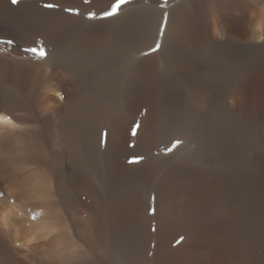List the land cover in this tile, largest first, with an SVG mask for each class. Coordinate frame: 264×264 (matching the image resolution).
<instances>
[{
	"label": "bare ground",
	"instance_id": "6f19581e",
	"mask_svg": "<svg viewBox=\"0 0 264 264\" xmlns=\"http://www.w3.org/2000/svg\"><path fill=\"white\" fill-rule=\"evenodd\" d=\"M110 3L0 0V264H264V0Z\"/></svg>",
	"mask_w": 264,
	"mask_h": 264
},
{
	"label": "snow or ice",
	"instance_id": "6c2138e0",
	"mask_svg": "<svg viewBox=\"0 0 264 264\" xmlns=\"http://www.w3.org/2000/svg\"><path fill=\"white\" fill-rule=\"evenodd\" d=\"M11 2L13 4H17L19 2V0H11ZM131 2V0H111V3L109 4V6L107 7L106 10L102 11L99 14V18L100 19H108L111 17H114L116 15H118L121 11V9L129 4ZM85 3H90V0H85ZM167 6V0H164V3L160 5V7H166ZM44 8L46 9H57L60 7V5L56 4V3H47L43 5ZM65 12H68L70 14L73 15H79L80 14V10L78 8H73V7H67L64 9ZM97 18V13L94 11H90L87 13V19L92 20V19H96ZM168 25V13L165 12L163 14V19L162 22L160 24V28H159V35L162 38L164 35V31L167 28ZM10 42V41H9ZM161 47V42L160 40H157L155 43V46L152 47L150 49V51L148 53H145V55H150L152 52L158 51ZM29 52L32 53L33 56H37L41 59H45L47 58V50L43 45L42 41L37 42V46L31 47L28 49ZM12 121V117L10 115H0V123H8L11 124ZM139 125L137 124L136 127H134L132 129V134L136 135V128H138ZM177 144L179 143V141L176 142ZM175 147V145H174ZM4 193L0 192V196H3ZM35 215H33L32 219H35Z\"/></svg>",
	"mask_w": 264,
	"mask_h": 264
},
{
	"label": "rangeland",
	"instance_id": "374dc122",
	"mask_svg": "<svg viewBox=\"0 0 264 264\" xmlns=\"http://www.w3.org/2000/svg\"><path fill=\"white\" fill-rule=\"evenodd\" d=\"M243 174H249L256 177V180H251L248 178L246 181H243L244 192H247L251 187H256L260 185L262 191L256 196L257 200L251 203L252 200L247 199L246 201L250 204L249 208L246 209L247 212L254 208L253 213L246 215L248 220L254 224V222L263 221L264 222V171H241ZM256 185V186H255ZM258 221H256V220ZM264 250V245L262 247Z\"/></svg>",
	"mask_w": 264,
	"mask_h": 264
}]
</instances>
